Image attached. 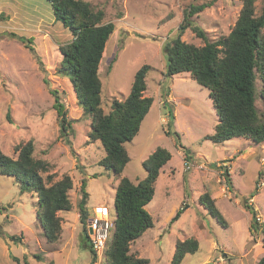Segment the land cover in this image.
<instances>
[{"label": "rangeland", "instance_id": "1", "mask_svg": "<svg viewBox=\"0 0 264 264\" xmlns=\"http://www.w3.org/2000/svg\"><path fill=\"white\" fill-rule=\"evenodd\" d=\"M85 1L103 13V22L114 24L98 68L103 111H110L113 100L127 97L135 71L144 64L149 65L144 95L152 97V104L137 134L125 143L129 161L116 177L111 169L99 165L105 153L100 142L89 137L91 116L78 104L69 75L60 72L59 46L72 39L71 31L54 19L47 0H0V149L15 158L16 146L31 139L34 156L49 163L42 176L50 174L54 182L67 174L72 181L68 190L71 208L57 211L60 232L49 241L38 217L42 210L36 194L21 191L11 175H0V243L4 245L0 252L5 254L0 264H90L92 255L79 220L82 179L88 194L87 211L103 204L115 213L120 177L134 183L143 179L142 162L158 147L168 150L171 157L160 168L153 198L145 205L153 225L130 243V253L147 258V264H169L176 241L193 237L198 249L186 253L180 264H257L264 255V233L250 230L251 214L242 199L249 197L255 214L264 220V142L239 136L216 144L205 138L213 133L218 119L208 90L187 72L166 76L161 48L176 35L190 4H208L189 19L214 41L230 32L241 1ZM263 5L264 0H254L256 14ZM10 33L32 37V50ZM181 39L204 44L191 26ZM256 87L255 105L264 113L259 71ZM53 90L71 123V146L60 136ZM167 106L174 115L170 130L179 133L181 144L193 154L188 161L174 135L165 133ZM204 192L213 198L225 227L199 202ZM180 207L179 218L171 222ZM85 226L88 233L87 220ZM10 235L21 236V242L10 240ZM104 254L95 264H107Z\"/></svg>", "mask_w": 264, "mask_h": 264}, {"label": "trees", "instance_id": "2", "mask_svg": "<svg viewBox=\"0 0 264 264\" xmlns=\"http://www.w3.org/2000/svg\"><path fill=\"white\" fill-rule=\"evenodd\" d=\"M47 1L50 2L54 19L60 21L72 34L69 42L59 46L62 55L60 72L69 75L78 104L91 116L89 137L98 140L105 153L99 160V165L111 169L118 177L129 161L125 143L137 134L141 121L152 104V97L144 95L149 65L144 64L135 71L127 97L122 101L113 100L110 111L105 113L101 107L102 83L98 68L106 42L114 28L113 22H103V13L94 10L85 0ZM240 1L238 17L226 36L210 41L205 31L192 25L189 19L208 4H190L185 10L176 35L165 41L161 47L166 56V76L187 72L208 90L218 119L213 133L205 138L216 144L239 136L255 143L264 142V113H259L255 105L256 71L260 73V91L264 98V5L256 14L254 0ZM188 26L204 40V44L197 46L181 39V34ZM11 35L32 50V37L27 38L15 33ZM51 93L54 95L53 106L58 115L60 136L71 146L68 139L71 123L66 117V110L59 95L55 90ZM167 113L165 133L174 135L175 144L188 161L193 158V154L181 144L179 133L170 130L174 118L170 106H167ZM6 114L7 120L10 121L8 113ZM15 150L17 156L13 158L0 149V175H11L19 183L21 191H33L36 194L40 211L42 210V215L38 217L43 234L49 241H53L60 232V217L56 214L57 211L71 208L68 190L72 181L67 174H63L54 182H51L50 174H47L46 178L42 176V173L48 171L49 163L34 156L31 139L20 142ZM170 157L168 150L158 147L142 162L146 171L143 179L134 183L126 176L120 177L114 194L115 229L107 240L104 254L107 264L148 263L147 258L130 253V243L153 225L152 216L145 209V205L153 198L154 184L160 168ZM227 175L225 170V176ZM49 182L50 184H47ZM81 192L82 196L78 202L79 220L83 225L85 245L92 255L90 264H94L96 254L90 242L88 243L89 236L85 226L90 213L86 209L88 194L84 179L81 182ZM199 202L222 226H226L225 218L208 192L199 197ZM242 206L251 214L250 230L264 233V224L256 219V210L249 202V197L242 199ZM181 211L182 207L176 210L171 222L179 218ZM21 238L17 235L9 236L14 242H21ZM197 249L198 242L193 237L176 241L169 264H180L186 253H194ZM257 264H264V255Z\"/></svg>", "mask_w": 264, "mask_h": 264}, {"label": "built area", "instance_id": "3", "mask_svg": "<svg viewBox=\"0 0 264 264\" xmlns=\"http://www.w3.org/2000/svg\"><path fill=\"white\" fill-rule=\"evenodd\" d=\"M115 218L116 212L112 213L106 205L98 204L91 208L87 218V227L89 231V242L92 250L96 254V259L101 258V254L103 255L105 251L107 240L114 232ZM256 219L258 222H263L261 224H264V220L261 217L257 216Z\"/></svg>", "mask_w": 264, "mask_h": 264}, {"label": "crops", "instance_id": "4", "mask_svg": "<svg viewBox=\"0 0 264 264\" xmlns=\"http://www.w3.org/2000/svg\"><path fill=\"white\" fill-rule=\"evenodd\" d=\"M3 244L2 243H0V250L3 248ZM5 249H6V247H5ZM5 256V254L4 253H2V252H0V258H2V257H4Z\"/></svg>", "mask_w": 264, "mask_h": 264}]
</instances>
